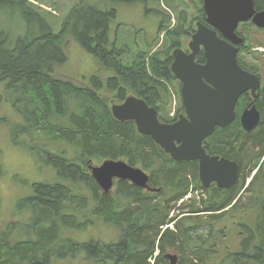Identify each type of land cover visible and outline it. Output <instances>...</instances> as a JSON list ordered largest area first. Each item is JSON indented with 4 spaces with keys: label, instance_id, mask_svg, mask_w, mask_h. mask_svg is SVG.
Masks as SVG:
<instances>
[{
    "label": "trees",
    "instance_id": "1",
    "mask_svg": "<svg viewBox=\"0 0 264 264\" xmlns=\"http://www.w3.org/2000/svg\"><path fill=\"white\" fill-rule=\"evenodd\" d=\"M116 1L126 2L112 0ZM169 2L171 7L176 3ZM254 4L257 11L264 10V0H254ZM0 9L19 14L25 22L24 34L15 39L0 30V104L5 99L22 117V122L12 128L14 142L24 144L31 152H44L45 157L36 160L38 165L53 168L59 180L34 184L33 193L18 204V214H30L19 227L25 237L14 241L10 232L0 231V264H52L56 258H75L81 253L96 264H168L166 254L170 252L178 254L179 262L187 259V264H206L210 258L201 250L212 236L207 229L224 212L246 206L241 191L246 175L256 169V160H261V165L244 191L251 194L249 203L255 206L262 198L258 190L264 180V124L259 127L260 134H245L238 118L229 127L217 129L205 145L211 142L208 149L212 155L236 162L240 178L231 189L213 186L205 190L204 197L184 201L191 188H202L198 163L173 160L150 136L140 134L134 122L116 120L110 104L112 100L123 101L128 94L136 95L162 111L160 120L170 123L168 84L175 79L171 51L179 46L182 28L168 27L170 16L160 14L158 36L168 29L165 46L152 52L139 49L132 60H125L130 48L118 46L117 37H111V24L117 18L113 4L101 8L81 0L67 14L59 33L49 25L48 11L27 0H0ZM71 35L105 70L115 72L105 88L111 97L101 94L104 84L97 77L92 79L93 87H80L54 75L55 67L68 61L66 45ZM243 106L238 104L236 111L241 112ZM44 138L53 144H67L76 158H68L66 152L55 154L52 147H41L39 141ZM250 146L254 151L256 146L261 149L255 153ZM106 160H123L141 168L149 175L151 191L120 180L105 193L89 166ZM190 221L193 225L187 224ZM95 222L118 229L119 241L79 242L64 231L83 229ZM14 226L11 223L8 228ZM254 245L255 237L251 236L241 253L230 254L215 264H246L247 259L264 262V250L251 257L252 248H257ZM193 248L196 252L191 254Z\"/></svg>",
    "mask_w": 264,
    "mask_h": 264
},
{
    "label": "rangeland",
    "instance_id": "2",
    "mask_svg": "<svg viewBox=\"0 0 264 264\" xmlns=\"http://www.w3.org/2000/svg\"><path fill=\"white\" fill-rule=\"evenodd\" d=\"M27 1L48 11L46 16L48 23L55 33H59L65 17L81 0ZM169 1L171 0H126V2L85 0L88 5H97L101 8L106 6V4H113V7H116L117 18L111 24V37L112 39L117 37L116 43L118 46L127 45L130 48V57H125V60H132L139 49L152 52L155 51L158 46L161 48L165 46L164 33L158 36L159 22L161 21L160 14L170 16L171 21L167 23L168 27L179 29L181 20H183L185 24L186 20L190 17H197L199 19L201 12L204 11L203 0H173L177 3L178 7L176 3H173L171 7ZM145 3L148 9H146ZM146 10H150V12ZM176 21L178 26H176ZM24 23L25 22L19 14L0 9V30L10 33L14 39L19 34H24ZM166 31H168V29ZM238 32L246 37L248 42L239 56L241 61L240 65L245 68H251L254 71L250 70L251 72H256L264 80V30L257 29L256 26L248 22L242 23ZM67 41L66 53L68 61L63 65H57L54 75L62 80H70L80 87H93L92 79L93 77H97L96 79L101 82V84H104V86H102V91L105 90L107 80L115 76V72L105 70V68L97 62L95 57L82 49L73 35H71ZM177 42H179V39ZM149 45H152V47L149 48ZM172 85L168 84L171 90H174L177 106L175 105L173 97L170 96L167 106L168 118L171 117V114H174L173 117H177L179 107L178 98L176 99L177 82H174ZM1 89L2 92L5 91L6 93L5 87H1ZM102 91L101 94H105L106 98L111 97L112 93L106 90L102 93ZM124 100H126V98ZM114 103L119 102L112 100L110 104ZM0 120H2L0 122V172L2 171L3 173H0V231L10 232L13 236V240L19 241L25 237L19 227L28 221L30 214L29 211L18 214L16 212L18 204L33 193L34 184L44 182L55 183L59 180L53 168L42 167L40 164L38 165L37 161L39 156L42 159L45 157L44 152L38 153V150H33L31 152L24 144H17L14 142L12 128L22 122V117L5 99L0 104ZM22 142V139H20V143ZM39 144H42L41 147L47 146V149L52 147L51 149L54 150L52 151L55 154L56 151L66 152L68 153V158H76L75 153L72 152L73 150L65 143L53 144L51 141H47L44 138V141L40 139ZM260 163L261 160H256L253 167L255 166V168L258 169L259 165H261ZM262 169L264 176V164L262 165ZM255 171L252 172L253 174L250 173L246 175L247 181L241 191L244 194L242 202L246 206L241 207V209L237 208L233 211L228 210L229 212H224V216L213 223L212 228L214 229H207L212 232V236L205 246H203L204 244L202 245V247L205 248H203L204 251L201 250L203 254L207 253L206 256L210 258L206 264L219 263L227 259L230 254L241 253L244 249L245 241L251 236L255 237L254 246L257 247L256 249L252 248L251 257L256 258V256H258V251L264 250V180L261 182L263 183L261 185L263 187H260L258 190V195L261 196L262 194V198L258 201L259 205L255 206V203H249L248 197H250L251 194H247V192L244 191L249 184V180L255 175ZM196 191L197 190L193 188L191 192L193 198L196 197ZM119 205L122 206L121 204ZM122 207L126 208L125 206ZM170 215L173 216V213ZM176 217H179L178 214ZM11 223H15V226L9 229L8 227ZM238 223H242L239 226V230ZM187 224L193 225L191 221ZM245 224L250 227V230L248 228L246 234L240 235V232L245 230ZM170 228L173 229V226H170ZM64 231L66 235L72 239L91 244L115 243L121 238V233L118 229L100 222H95L94 225L86 226L83 229H65ZM191 246H194V242L191 243ZM195 252L193 248L191 254ZM175 253L176 252L167 253L166 257L168 254L176 255ZM188 262L187 259H182L181 262L178 260L177 264H187ZM245 263L264 264V262L258 263L256 259H247ZM52 264L96 263L88 259L86 254L81 253L75 258H56L53 260Z\"/></svg>",
    "mask_w": 264,
    "mask_h": 264
},
{
    "label": "water",
    "instance_id": "3",
    "mask_svg": "<svg viewBox=\"0 0 264 264\" xmlns=\"http://www.w3.org/2000/svg\"><path fill=\"white\" fill-rule=\"evenodd\" d=\"M203 9L214 29L198 24L190 43L191 53L186 54L180 48L172 53L171 70L185 83L182 95L189 117H181L172 124L161 123L157 110L137 96L126 98L121 105L113 104L111 111L118 121L134 122L140 134L150 136L173 160L197 161L204 188L216 183L220 189H231L239 178L238 164L211 157L203 145L217 128H226L235 121L239 98L246 92L255 97L260 88L258 76L239 64L235 44L245 43L237 33L241 23L252 22L264 29V11H256L254 0H204ZM218 31L225 39L219 38ZM202 47L205 65L195 63ZM260 119L256 106L244 110L240 118L246 132L254 130ZM93 172L105 193L112 189L113 178L148 188L149 175L123 160H107ZM167 258L170 264L178 263L176 255L168 254Z\"/></svg>",
    "mask_w": 264,
    "mask_h": 264
},
{
    "label": "flooded vegetation",
    "instance_id": "4",
    "mask_svg": "<svg viewBox=\"0 0 264 264\" xmlns=\"http://www.w3.org/2000/svg\"><path fill=\"white\" fill-rule=\"evenodd\" d=\"M203 2H204V0H203ZM255 5V4H254ZM256 9V8H255ZM257 11V10H256ZM262 11H264V10H262ZM257 12H260V11H257ZM201 15H202V18H197V17H190L188 20H186V22H185V24H184V21L183 20H181V22H180V28H182V35L179 37V46L178 47H175V48H173L172 49V51H171V57H172V61H171V67H172V64H173V56H172V53H173V51H174V49H176V48H180V49H182L183 50V52L184 53H186V54H190L191 53V50H190V43H191V41H192V36H193V34L198 30V24H202V25H204L205 27H208V28H210V29H214L213 28V26H210L209 24H208V22H207V17H206V14H205V12L203 11V13H201ZM160 16V18L162 17L161 15H159ZM178 20V19H177ZM161 22V21H160ZM160 22H159V26H160ZM250 23H252V22H250ZM176 24H177V21H176ZM176 26H178V24L176 25ZM175 27V26H174ZM258 29V28H257ZM159 33V32H158ZM217 35L219 36V38H221V39H225V37H224V35H222L221 34V32H217ZM240 35V34H239ZM240 37H241V35H240ZM243 39H244V41H245V43L244 44H241V45H236L235 44V46L237 47V49H238V60H239V56H240V54H241V52H242V50H244V48L247 46V44H248V42H247V38L246 37H242ZM195 63H197V64H199V65H205L206 64V58H205V51H204V48L202 47L201 48V51L198 53V55L196 56V59H195ZM240 63V62H239ZM171 72H172V70H171ZM254 72V71H253ZM253 72H251L252 74H255V73H253ZM172 74H173V72H172ZM174 75V74H173ZM255 75H257L258 76V78H259V80H260V88L257 90V92H256V96L255 97H253L252 95H251V92H246L245 94H243L240 98H239V100H238V102H237V104H236V108H235V113H236V119L238 118L239 119V122H240V126H241V130H243L244 132H245V134H250L251 132L252 133H255V134H260V129H259V127L261 126V125H263L264 124V80H263V78L262 77H260L257 73L255 74ZM174 77H175V79L173 80V83L175 82H177V97H176V99L178 98V104H179V107H178V115H177V117H172V114H171V117L170 118H168L167 119V121H170V123H167V122H163V121H161L160 120V118H162L163 119V112L162 111H159L158 109V118H159V120H160V122L161 123H167V124H172V123H175V122H177L181 117H185V118H188L189 116H188V114H187V111H186V108H185V105H184V99H183V95H182V92H183V87H184V85H185V83H184V81L183 80H181L180 78H177L175 75H174ZM170 93V96L171 97H173V99H174V102H175V105L177 106V101H175V93H174V90H172L171 92H169ZM130 96H136V95H132V94H128L127 95V97L126 98H128V97H130ZM138 97V96H137ZM245 98V100H242L241 101V98ZM139 98V97H138ZM141 99V98H140ZM125 100H123V101H118L119 103H114V104H119V105H121L123 102H124ZM244 104V106H243V108H242V110H241V112H237L236 111V109H237V106H238V104L240 105V104ZM253 106H256V108H257V110L259 111V113H260V116H261V119H260V123H259V125L254 129V130H252L251 132H246L244 129H243V127H242V125H241V120H240V118H241V115H242V113H243V111L244 110H246V109H251ZM112 107V106H111ZM153 108H155V107H153ZM235 119V120H236ZM234 123V122H233ZM135 126H136V124H135ZM229 127V126H228ZM136 128H137V126H136ZM227 128V127H226ZM217 129H225V128H217ZM216 129V130H217ZM138 131V130H137ZM209 139V138H208ZM205 143H206V140H205V142H204V149L206 150V148L205 147H207V150H206V152H207V154L208 155H210L211 157H213V156H218V157H220V158H224V157H222L221 155H217V154H215V155H212V153L210 152V149H208V147L211 145V142H209L208 144H206L205 145ZM251 147V149L254 151V149H253V146H250ZM261 149V146L260 147H258V146H256L255 147V153L257 152V151H259ZM166 153V152H165ZM167 154V153H166ZM177 162H181V161H177ZM187 162H190V161H187ZM191 162H195V161H191ZM197 162V161H196ZM262 162H264V158H263V160H262ZM198 163V162H197ZM239 171H240V169H239ZM198 173H199V164H198ZM253 177V176H252ZM239 178H240V174H239ZM239 178H238V180H239ZM117 182V181H116ZM238 182V181H237ZM202 184V183H201ZM237 184V183H236ZM213 186H215V187H217L218 188V186H217V184L216 183H212L208 188H204L203 187V185L201 186L202 188L201 189H199V188H197V191H196V196L197 197H204V195L206 194V192H205V190H209V189H211V187H213ZM218 189H220V188H218ZM146 190H148V191H151V188L149 187V185H148V188H146ZM221 190H228V189H221ZM153 191V190H152ZM193 191V188H191L190 189V192L188 193V195L185 197V199H184V201H186V200H190V199H192L193 197H192V195H191V192ZM183 202V201H182ZM181 202V203H182ZM180 203V204H181ZM240 224H242V223H238V230H239V226H240ZM248 228H249V230H250V227L249 226H247L246 224H245V230L243 231V232H240V235H244V234H246V232L248 231ZM167 261H168V264H170V261L167 259Z\"/></svg>",
    "mask_w": 264,
    "mask_h": 264
},
{
    "label": "bare ground",
    "instance_id": "5",
    "mask_svg": "<svg viewBox=\"0 0 264 264\" xmlns=\"http://www.w3.org/2000/svg\"><path fill=\"white\" fill-rule=\"evenodd\" d=\"M170 91H172L171 90V88H170ZM153 108V107H152ZM156 109V108H155ZM157 110V109H156ZM157 112H158V110H157ZM121 122H123V121H121ZM127 122V121H126ZM138 130V129H137ZM225 160H227L226 158H224ZM229 160V159H228ZM107 161V160H106ZM229 161H231V160H229ZM105 162V161H104ZM103 162V163H104ZM125 162V161H124ZM103 163H101L100 165H90L89 166V170L91 171V174H92V176H93V178L95 179V181L98 183V185L100 186V183L98 182V180L95 178V176H94V172H93V169H96V168H99V166H101ZM127 163V162H126ZM128 164V163H127ZM238 166V165H237ZM238 168H239V166H238ZM116 181H120L119 179H115V178H113V180H112V186H111V190H110V192L114 189V187H115V183H116ZM123 181H128V182H130V183H132L131 181H129V180H123ZM249 182H250V180H249ZM101 187V186H100ZM103 190V189H102Z\"/></svg>",
    "mask_w": 264,
    "mask_h": 264
},
{
    "label": "built area",
    "instance_id": "6",
    "mask_svg": "<svg viewBox=\"0 0 264 264\" xmlns=\"http://www.w3.org/2000/svg\"><path fill=\"white\" fill-rule=\"evenodd\" d=\"M174 114H172V116H173Z\"/></svg>",
    "mask_w": 264,
    "mask_h": 264
}]
</instances>
